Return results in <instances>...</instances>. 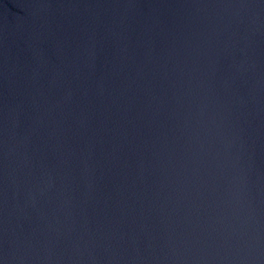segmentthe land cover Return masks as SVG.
I'll list each match as a JSON object with an SVG mask.
<instances>
[{
  "label": "water",
  "instance_id": "95a60500",
  "mask_svg": "<svg viewBox=\"0 0 264 264\" xmlns=\"http://www.w3.org/2000/svg\"><path fill=\"white\" fill-rule=\"evenodd\" d=\"M0 264H264V0H0Z\"/></svg>",
  "mask_w": 264,
  "mask_h": 264
}]
</instances>
